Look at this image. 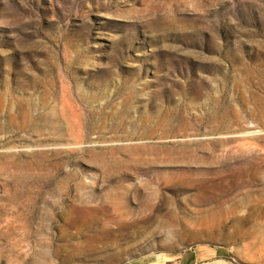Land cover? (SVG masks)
Listing matches in <instances>:
<instances>
[{
  "label": "rangeland",
  "instance_id": "rangeland-1",
  "mask_svg": "<svg viewBox=\"0 0 264 264\" xmlns=\"http://www.w3.org/2000/svg\"><path fill=\"white\" fill-rule=\"evenodd\" d=\"M186 252L264 264V0H0V264Z\"/></svg>",
  "mask_w": 264,
  "mask_h": 264
},
{
  "label": "crops",
  "instance_id": "crops-1",
  "mask_svg": "<svg viewBox=\"0 0 264 264\" xmlns=\"http://www.w3.org/2000/svg\"><path fill=\"white\" fill-rule=\"evenodd\" d=\"M203 258V253L199 252L197 255L192 254L191 252H186L185 254L182 255L181 257V263L182 264H195L202 260Z\"/></svg>",
  "mask_w": 264,
  "mask_h": 264
},
{
  "label": "bare ground",
  "instance_id": "bare-ground-1",
  "mask_svg": "<svg viewBox=\"0 0 264 264\" xmlns=\"http://www.w3.org/2000/svg\"><path fill=\"white\" fill-rule=\"evenodd\" d=\"M251 178V177H250ZM230 180V179H229ZM229 209V208H228Z\"/></svg>",
  "mask_w": 264,
  "mask_h": 264
}]
</instances>
